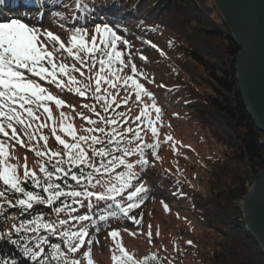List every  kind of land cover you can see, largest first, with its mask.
<instances>
[{
  "label": "snow or ice",
  "instance_id": "6c2138e0",
  "mask_svg": "<svg viewBox=\"0 0 264 264\" xmlns=\"http://www.w3.org/2000/svg\"><path fill=\"white\" fill-rule=\"evenodd\" d=\"M61 6L60 0H0V9L15 7L24 13L23 17L14 15L0 20V183L4 186L0 189V216L7 219V206L18 208L19 216L24 217H13L12 227L0 231V249H8L0 255V264H84V260L94 264L89 225L99 231L97 221L107 222L118 214L140 225L142 217L131 215L149 191L140 173L148 174L144 170L150 167V157L160 159L157 124L162 108L156 103L155 94L141 82L154 81L133 62L131 41L119 34L117 25L105 20L96 22L95 5L86 0H75L74 7L85 21H93L92 27L78 26L79 17L72 16L77 24L71 25L70 35L63 38L43 23L48 16L56 15L55 9ZM30 9L39 13L35 23L29 22ZM59 18L67 19L64 15ZM142 43L160 51L151 41ZM140 60L147 57L140 55ZM129 68L130 74H124ZM41 81L59 93L67 91L95 101L83 104L95 119L83 111L77 113L88 125L81 129L86 135L78 133L63 111L57 125L50 105L73 111L75 107ZM121 89L125 95L117 100ZM131 95L141 107L129 122L125 113L116 109L127 104ZM110 112L114 114L109 115ZM45 128L62 149L48 147L49 137L42 131ZM142 132H150L151 143L145 142ZM172 140L170 135L164 137L165 142ZM15 144L27 147L39 158L38 172L29 168L26 156L23 164L13 156ZM146 149L151 150L150 157ZM172 150L176 151L175 143ZM13 159L17 162L11 163ZM161 203L165 212L170 211L164 201ZM38 206L48 209V214ZM148 227L146 235L152 244L151 225ZM108 236L113 241L112 264H164L168 260L158 253L138 260L123 245L119 229L111 230ZM86 244L84 260L78 259L76 254ZM168 264L173 262L168 260Z\"/></svg>",
  "mask_w": 264,
  "mask_h": 264
},
{
  "label": "trees",
  "instance_id": "16d2710c",
  "mask_svg": "<svg viewBox=\"0 0 264 264\" xmlns=\"http://www.w3.org/2000/svg\"><path fill=\"white\" fill-rule=\"evenodd\" d=\"M190 1L86 0L90 5H95L98 17L96 22L105 20L110 25H117L119 34L131 41L133 62L154 81L141 82L155 94L156 103L162 108V113L168 111L172 118H184L186 121L196 123L216 146L223 148L222 155L220 154L222 159L213 157V154L196 156L195 160L200 165L196 167L195 177L201 183V189L189 187V182L185 183L180 181L181 179H175L174 185L167 186L168 178L161 177V172L157 174L151 161L150 167L144 171L149 172L146 175L147 181L150 176L153 177L152 173L154 174L155 188L162 192L161 194L165 193L167 197L183 201L184 205L187 203L188 210L198 219L197 221L211 227L216 233L224 234L227 224L232 227L234 221H238L241 211L237 204L247 194L245 185L256 181L264 168V151L261 148L264 134L256 128L241 98L235 71L239 47L233 41L223 21H215L210 17L204 19V13H200L199 10V3L196 0ZM60 4L62 6L55 9L56 15H50L43 20L48 28L54 26L53 22L60 27L63 23L70 32V26L77 24V20L71 19L72 16L79 17L78 26L92 27L93 21L91 19L85 21L75 9V0H60ZM65 8H70L72 11H65ZM3 10H6V15L0 11V20L14 15L21 17L24 15L20 8L9 7ZM29 12V22H37L39 13L34 9H30ZM60 15H64L67 19L61 21ZM142 41H151L160 51ZM120 47L123 48V45ZM161 52L164 54L161 55ZM140 55L146 56L147 60H140ZM40 83L73 106L81 103L82 100H84L82 104L95 103L91 98L85 100L67 91L59 93L54 86L44 81ZM72 96H76L78 100ZM96 107L100 106L97 104ZM125 108L126 106L121 104L116 112H121ZM84 112L93 119L96 118L86 109ZM113 114L109 113V115ZM45 135L55 140L51 132ZM18 146L21 147L19 144ZM191 152L195 154V150ZM233 165L237 166V173L239 168L242 170L241 178H237L236 172H232ZM140 175L144 176L143 172ZM226 181L230 183L227 184ZM231 183L233 188L236 186L233 198L231 195L227 197L230 189L227 187ZM3 187L2 185L0 189ZM148 189L150 191L152 186ZM144 200L143 197L139 201L140 206L131 213L138 219L142 213L141 205ZM121 202L126 204V200ZM38 207L45 215L48 214V209L43 206ZM5 215L7 219L0 216V231L12 227L13 217L24 218L19 216L18 208H7V206ZM224 215L229 220L224 219ZM16 222L18 223V220ZM131 222L122 214L110 218L107 222L97 221L99 231H95L89 225L90 239L93 241L111 226L130 225ZM226 237L224 243H228L231 248H224L223 253L225 254V251L229 253L223 255L213 248L209 258L212 263L222 262L219 258L220 254L222 258L228 256L232 264H264V254L254 237L245 229L243 222L234 234ZM54 242L58 241L54 240ZM85 246L88 247L87 244ZM219 248L221 249V245ZM7 251V248L0 249V255Z\"/></svg>",
  "mask_w": 264,
  "mask_h": 264
},
{
  "label": "rangeland",
  "instance_id": "374dc122",
  "mask_svg": "<svg viewBox=\"0 0 264 264\" xmlns=\"http://www.w3.org/2000/svg\"><path fill=\"white\" fill-rule=\"evenodd\" d=\"M196 1L197 3H199L198 5H200V13H204V19H206V17H210L215 21L221 20L225 23L224 19L222 18L212 0ZM0 11L4 13L3 15H6V10L0 9ZM43 23L44 26L48 28L47 24L45 22ZM53 23L54 26L50 28L52 31L59 32V34L65 39L68 35H70V32L65 28L63 23V29H61V27L55 22ZM124 74H130V69H125ZM111 91L114 92L115 90ZM123 95H125V93L121 89L120 96L117 97V100L121 99ZM72 98L78 100L76 96H72ZM144 99L147 101L146 97ZM83 102L84 100H82L81 103H77L74 105L75 111L67 107L63 109H57L54 104L50 105L53 110V115L54 117H56L57 125H59L60 111H63L69 115V117L71 118L70 122L74 124L78 133L86 135L87 133L82 132L81 129L88 127V125L77 115L78 112L85 111L82 104ZM148 102L151 103V101ZM122 105L126 106V108L121 112H124L125 118L128 119L129 122H131V120L134 119L135 115L139 113L141 106L138 105V103L135 101L134 95L130 96L127 104ZM133 127H135V125H133ZM157 127L160 133L161 142L160 148L158 149V156L160 157V159L157 160L151 158V150L146 149V154L149 155L151 163L154 164L155 172L157 174L161 172V177L168 178V181H166L167 186L174 185L175 179H181L180 181H183L185 183L188 181L189 187L201 189V183H199L197 181V178L195 177V173L197 172L196 167L200 165L195 160L196 156L203 157L207 156L208 154H213V157H220L219 159H222L221 155L223 152V148L218 144V146H216L213 140L208 138V135L203 132L200 126H198L196 123L186 121L184 120V118H172L168 111L165 114L161 113V121L157 124ZM42 131L44 134L50 132L48 128L42 129ZM57 134L61 135L65 139H69L59 131ZM169 135L173 138V140L165 142L164 137ZM142 136H144L145 142H152L150 132H148L147 135L142 132ZM53 140L54 139L52 137H49L48 147L52 150L62 149V146L57 144V142ZM173 143H175L176 146L175 152H173L172 150ZM40 147L43 148L42 141L40 142ZM191 150H195V154H193ZM9 151H12L11 147L9 148ZM12 154L13 156L20 158V164L24 163V157L26 156L29 168H33L38 172L39 166L36 161L39 158L32 154L27 147L21 148L18 146V144H15V150L12 152ZM130 159L134 161L136 157H131ZM10 162L16 163L17 161L13 159ZM236 167V165L232 166V172H236ZM22 172L23 169L21 168V175ZM163 173L166 176L163 175ZM235 174L237 178H241L243 173L239 168V172H236ZM152 175L153 177L150 176V179L148 181L146 175H144L145 177L143 176V182L145 186L147 188L149 186H152V189L145 196H143L145 200L141 205L142 213L140 216V218L142 217V223L138 226L134 225L132 222L130 225L125 224L121 226H111L110 228H107L105 231L100 233L97 238L93 239V243L91 245V253L94 264H112V253L110 252V249L113 247V241L108 236V232L114 229L120 230L123 245L138 260L142 261L145 255L158 253L161 258H164L166 256L168 260H171L173 262V264H217L212 263L209 259L212 255V249L214 248L218 251V253L222 254L224 248H231L228 243L225 244L227 238L226 236H228L229 234H234L236 230L240 228L242 222L244 223V227L246 229L245 221L243 219L242 202L246 198L255 180L245 185L247 194L244 199L237 204L239 205L241 211V214H239L238 217V221H234L235 224L232 227L228 226L229 224H227V227L223 232L224 234H222L221 232L216 233L215 230L211 227H208L204 223L197 221L198 219L195 218L194 215L188 210L187 203L184 205L183 201H178L175 198L167 197L165 193L161 194L162 192L156 190L154 184L156 179L154 178L153 173ZM226 183L229 184L230 181H226ZM232 185L233 183H231L230 186L227 187V189L230 188L228 190L229 194L227 195V197L231 195V198L235 197V193L233 191L234 189H236V186H234L233 188ZM1 186L2 184L0 185V187ZM161 201H164L168 205L170 211L165 212L164 206ZM224 219H228L226 215H224ZM149 225H151V231L153 234L152 244H149L146 235L149 231ZM125 229H127L128 231H125ZM157 231H159V236L156 235ZM130 232H134L136 233V235H130ZM96 241H98V243ZM189 241H191L190 244L188 243ZM219 245H221V249L219 248ZM87 250L88 247L85 246L81 250V252H78L76 254L77 258L84 260L82 252ZM226 253L228 254L229 252L225 251V254L223 253V255H226ZM219 258L222 260L220 264H232L231 259H229L228 256H226V258H224L223 256V260V258L219 254ZM168 260H165L164 264H168ZM84 264H87L86 260H84ZM149 264H154V262H149Z\"/></svg>",
  "mask_w": 264,
  "mask_h": 264
},
{
  "label": "water",
  "instance_id": "95a60500",
  "mask_svg": "<svg viewBox=\"0 0 264 264\" xmlns=\"http://www.w3.org/2000/svg\"><path fill=\"white\" fill-rule=\"evenodd\" d=\"M240 48L236 78L246 109L264 134V0H212ZM264 151V139L261 142ZM264 161V160H263ZM246 229L264 254V168L242 202Z\"/></svg>",
  "mask_w": 264,
  "mask_h": 264
},
{
  "label": "bare ground",
  "instance_id": "6f19581e",
  "mask_svg": "<svg viewBox=\"0 0 264 264\" xmlns=\"http://www.w3.org/2000/svg\"><path fill=\"white\" fill-rule=\"evenodd\" d=\"M230 32V31H229ZM230 36H231V34H230ZM232 37V36H231ZM233 39V38H232ZM234 41V40H233ZM235 42V41H234ZM237 45V44H236ZM240 49V48H239ZM240 52V51H239ZM238 55H239V53H238ZM241 94V93H240ZM242 98V97H241ZM243 101V100H242ZM243 104H244V102H243ZM245 106V105H244ZM245 108H246V106H245ZM262 142V141H261ZM247 230V229H246ZM248 231V230H247ZM249 232V231H248ZM257 242V241H256ZM258 244V243H257ZM259 245V244H258ZM260 247V246H259Z\"/></svg>",
  "mask_w": 264,
  "mask_h": 264
}]
</instances>
